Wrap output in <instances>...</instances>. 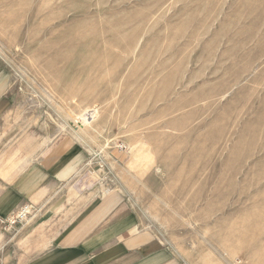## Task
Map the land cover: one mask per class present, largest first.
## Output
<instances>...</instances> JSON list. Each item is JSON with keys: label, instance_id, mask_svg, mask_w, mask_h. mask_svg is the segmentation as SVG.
Masks as SVG:
<instances>
[{"label": "rangeland", "instance_id": "374dc122", "mask_svg": "<svg viewBox=\"0 0 264 264\" xmlns=\"http://www.w3.org/2000/svg\"><path fill=\"white\" fill-rule=\"evenodd\" d=\"M0 61L9 122L89 154L66 196L121 189L185 264H264V0H0Z\"/></svg>", "mask_w": 264, "mask_h": 264}, {"label": "crops", "instance_id": "0c3cea01", "mask_svg": "<svg viewBox=\"0 0 264 264\" xmlns=\"http://www.w3.org/2000/svg\"><path fill=\"white\" fill-rule=\"evenodd\" d=\"M16 98L0 61V215L41 208L10 230L0 226V264H185L141 227L121 189L66 196L88 152L73 134L54 139L41 124L10 123Z\"/></svg>", "mask_w": 264, "mask_h": 264}, {"label": "built area", "instance_id": "2783aa9c", "mask_svg": "<svg viewBox=\"0 0 264 264\" xmlns=\"http://www.w3.org/2000/svg\"><path fill=\"white\" fill-rule=\"evenodd\" d=\"M40 210L41 208L37 207L34 204H24L17 211L7 216L0 215V226H2L5 230H10L11 228H14L17 224L26 222L29 218H31Z\"/></svg>", "mask_w": 264, "mask_h": 264}, {"label": "bare ground", "instance_id": "6f19581e", "mask_svg": "<svg viewBox=\"0 0 264 264\" xmlns=\"http://www.w3.org/2000/svg\"><path fill=\"white\" fill-rule=\"evenodd\" d=\"M80 129H81V131L82 132H84V133H86L87 132V129H85L84 127H82V126H80ZM99 153V152H98ZM98 153H96V155L98 154ZM130 164H132V162H130Z\"/></svg>", "mask_w": 264, "mask_h": 264}]
</instances>
